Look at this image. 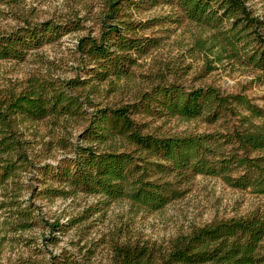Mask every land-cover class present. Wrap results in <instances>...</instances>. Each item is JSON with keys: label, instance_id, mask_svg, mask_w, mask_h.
Listing matches in <instances>:
<instances>
[{"label": "trees", "instance_id": "16d2710c", "mask_svg": "<svg viewBox=\"0 0 264 264\" xmlns=\"http://www.w3.org/2000/svg\"><path fill=\"white\" fill-rule=\"evenodd\" d=\"M126 1L105 0L99 35L79 38L76 52L84 69L94 65L85 78L32 75L19 87L0 88V188L18 183L22 172L35 167L21 124L52 118L68 129L62 123L83 118L89 121L84 136L90 142L78 145L74 158L57 172L47 165L46 173L52 171L64 186H47L45 194L82 191L101 195L106 204L127 200L137 211L156 212L185 195L187 184L200 174L264 194V108L243 91L187 87L167 77L166 69L177 67L166 64L153 75L148 89H132L133 98L125 104L98 108L85 94L87 86L98 88L93 80L123 86L119 82L132 79L138 59L160 44L157 37L137 35L141 25L122 17ZM148 1L172 5L182 19L203 29L194 48L204 52L206 72L227 59L264 74L263 19L246 0ZM78 28L77 23L65 26L46 20L0 29V59L23 60L30 50ZM89 107L95 110L87 117ZM154 114L200 119L221 128L175 134L145 131L141 116ZM17 211L20 228L31 227L30 211L20 206ZM110 250L106 264H264V208L168 239H112ZM91 257L90 252L82 259L63 252L45 263L29 264H101Z\"/></svg>", "mask_w": 264, "mask_h": 264}, {"label": "rangeland", "instance_id": "374dc122", "mask_svg": "<svg viewBox=\"0 0 264 264\" xmlns=\"http://www.w3.org/2000/svg\"><path fill=\"white\" fill-rule=\"evenodd\" d=\"M246 1L263 19L264 33V0ZM105 13V0H0L3 31L46 20L65 26L79 25L78 29L30 50L23 60L0 59V88L19 87L32 75L85 78L94 65L84 69L76 52L78 40L85 35L98 36ZM121 14L124 19L141 25L137 35L157 37L160 44L138 59L132 67V79L119 82L123 86L116 88L109 82L93 80L91 83H96L98 88L86 87L85 94L94 99L98 108L130 102L132 89H148L153 75L166 64L177 67L166 69L171 80L176 79L187 87L215 85L226 92L243 91L264 108L263 72L227 59L217 69L206 72L204 52L194 48L203 29L182 19L177 8L148 0H127ZM94 110L95 107H89L87 117ZM140 119L147 123L145 131L161 134L221 128L219 124L179 116L154 114ZM65 123L68 129L54 124L52 118L21 124L30 141L29 154L35 167L22 172L18 183L0 188V264L45 263L51 255L63 252L79 259L90 252L93 261L106 264L112 239H168L214 220L246 216L259 207L264 208V194L233 188L218 177L202 174L187 184L185 195L156 212L137 211L127 200L106 204L101 195L82 191L57 196L45 194L43 190L47 186H64L59 178L52 176V171L46 173L47 165L57 172L74 158L78 145L90 142L84 136L89 121L78 118L62 124ZM19 206L30 211L31 227L20 228ZM50 223L59 226L54 229Z\"/></svg>", "mask_w": 264, "mask_h": 264}]
</instances>
